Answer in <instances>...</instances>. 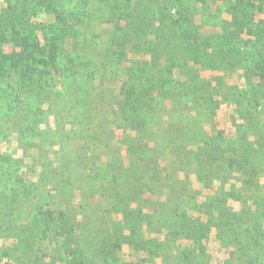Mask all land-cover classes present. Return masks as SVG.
I'll return each instance as SVG.
<instances>
[{"label":"trees","instance_id":"trees-1","mask_svg":"<svg viewBox=\"0 0 264 264\" xmlns=\"http://www.w3.org/2000/svg\"><path fill=\"white\" fill-rule=\"evenodd\" d=\"M21 1L0 0V141L12 135L21 149H0V239L11 240L0 242V255L16 264H137L121 254L173 245L180 264H214L198 261L204 227L214 230L221 217V230L252 236L241 209L207 201L193 185L213 188L232 177L243 189L257 184L255 140L243 135L235 144L219 114L227 118L231 106L256 112L264 103V0ZM231 75L243 84L230 83ZM243 123L244 134H254ZM22 173L27 185L49 186L59 197L35 212L36 229L49 236L45 247L32 226L30 238L22 235L23 220L10 224L21 201L7 182L24 181ZM124 186L129 197L121 220L108 223L114 229L99 227L102 216L82 239L80 226L96 211L84 200ZM144 191L176 192L185 203L163 217L165 203L141 198ZM155 220L162 241L142 235ZM259 224L256 215L255 232ZM222 233L214 238L222 241ZM181 239L189 247L178 249ZM83 240L96 258L84 255Z\"/></svg>","mask_w":264,"mask_h":264},{"label":"rangeland","instance_id":"rangeland-1","mask_svg":"<svg viewBox=\"0 0 264 264\" xmlns=\"http://www.w3.org/2000/svg\"><path fill=\"white\" fill-rule=\"evenodd\" d=\"M11 3H19L22 2L21 0H10ZM94 49V46H92ZM92 49V51H93ZM91 51V52H92ZM228 81L230 83H235L238 84V86H241L244 82V79L235 77V75H231L228 77ZM227 118L224 117L223 114H219L220 118L219 121L221 122V125L219 123V126L222 128H225V131L227 134H229L232 138L231 140L235 143L238 144L242 142V136L244 135L248 140L252 141L253 139L255 140V145L258 147V159H257V164L259 165V173L257 175V184L256 186H248L251 184H247V188H241L243 185V182H238L235 178H230L229 180L224 179L223 181H214V186L213 188H199L198 184L193 185V191L194 193H199L200 195L207 194L206 198L207 201H211L213 199L225 201L229 203V205L232 206L233 209L239 211L241 209V213L243 212V218L246 219L245 221L241 222L243 225L242 227H248L250 234L252 236L247 235L244 231L242 230H237L235 229V232L232 233L231 231H224L220 229L219 224L222 221V218L219 217L216 226L211 229L210 227H204L203 232L208 231L209 235L206 240L203 239V237L200 238L201 243L199 244L198 251H199V258L198 261L201 263L203 261L209 260L212 261L214 264H264V103L260 104L258 106V111L254 112V110L251 111V113L246 112L245 110L243 111H236L234 106H231L228 110ZM238 112V113H237ZM229 116L231 117L229 119ZM250 117L252 120H250ZM243 119L246 120V122L251 123L252 126H254L251 130L254 134H244L243 128L245 126V123H243ZM250 120V121H248ZM246 123V124H248ZM10 141L11 142H3L0 141V149L1 150H9L10 152L19 155L21 152L20 148H17V142L15 137L12 138V135L10 136ZM261 141V142H260ZM19 149V150H18ZM27 157H24L27 160ZM24 159V160H25ZM28 161V160H27ZM21 172H19L20 174ZM22 178L26 177V173H22ZM170 176L172 175V171L170 172ZM36 179L35 177H29V181H33ZM26 178L24 181H20L16 179L15 177H12V179L8 180L7 185L10 187L16 186L18 187L17 189L19 190L20 193V201L21 203L19 204L20 209L19 211L15 212V216L13 217L15 222H11L10 224H13V226H18L17 221L23 220L24 225H19L20 229L22 230V235L24 237H27L26 235L29 236L30 234L27 232V229L29 226L33 227V237L36 243H39L42 245V247H45L47 245V239L46 237L49 236H43L39 230L36 229L37 224L39 222L36 220V214L35 212L37 211V206L39 205V202L43 203V209L52 207L55 202L59 201V197L57 193L54 191H49L48 187L46 185H43L39 187L40 190H44L46 196H43L41 200H39V189L38 188H33L30 185H27ZM75 180H73L74 182ZM10 183V184H9ZM235 186L237 190L235 191L234 189L231 188V186ZM234 190L231 194V196H228L229 191ZM8 191V190H6ZM67 192V190H66ZM64 193V192H63ZM142 196L141 198H146L149 199L150 201H160L165 203V206L161 209H165L164 212H162L163 217H168L166 212L170 210L171 207H177L180 206L181 204H184V199L185 196L182 194H178L174 192L173 194H169L167 192L162 193V194H151L148 191H144L141 193ZM63 195V194H62ZM61 195V198H62ZM75 195V194H74ZM68 194L64 196L65 199L68 198ZM74 197V198H73ZM72 198L75 200L73 202V207L76 209H79L77 205L80 202V195L79 193L76 194V196H73ZM129 197V190L126 186L123 188H120L115 192V194H110L107 197H103L100 195H96L93 200H84V205L87 204V202H92L94 203L95 210L92 211L94 212L93 216L91 215L90 220H85V223H82L80 227L81 228V237L85 238V236L88 234L89 230L94 229V225L96 223H101L100 220L101 217H105V223L104 225L100 224V226L109 227L108 223L110 224V220H121V210L124 207L125 202L128 200ZM215 197V198H214ZM205 198V199H206ZM197 199L199 197L197 196ZM83 201V199H82ZM85 205V206H86ZM86 206V209L88 207ZM134 206V205H133ZM133 207H131L132 209ZM135 209V208H134ZM181 211H183L185 208L184 207H179ZM85 210V209H83ZM92 210L91 207L88 209V211ZM144 213H149L152 214V210L149 209L148 207L143 208ZM154 214H156L153 211ZM192 213V212H190ZM80 214V213H79ZM79 214L77 217H79ZM82 214H80L81 216ZM157 215V214H156ZM258 215L260 224L257 227L258 231H254L255 229L251 226L252 224V218L256 217ZM159 216V215H157ZM97 218V219H96ZM100 221V222H99ZM75 224V222L73 221ZM114 223V222H113ZM15 224V225H14ZM118 224V222H117ZM23 226V228H21ZM144 226V224H143ZM154 227L153 230H147L144 227L141 228L142 235L146 237L147 240H154V241H162L164 238V234L162 230L165 231L163 226H160L156 220L154 221ZM112 230L114 227H109ZM210 228V229H209ZM127 229V228H126ZM126 229L124 231H126ZM199 229V228H198ZM195 229L193 234L195 233L197 236L198 231L202 232V230ZM24 230V231H23ZM26 230V231H25ZM159 230V231H158ZM197 230V231H196ZM104 231V230H103ZM222 236L224 237L222 241H219L214 238L215 233L222 232ZM16 233V232H15ZM11 233V234H15ZM127 233V232H126ZM58 243L62 242V239L56 237ZM95 241H99L97 239V235L94 236ZM1 243L5 244H10L11 240H1ZM189 240L186 239H181L178 240L179 248L180 250L184 249L185 246L189 245ZM82 243V249L84 251V255L87 257H95V254L92 253V247L90 245H87L88 242H84V240L81 242ZM154 244V243H153ZM189 247V246H188ZM155 250V248H153ZM143 250V249H138L134 251L132 249V256L127 254L128 252L126 251L125 253L121 254V257L123 259H129L131 262L137 263V264H178L179 259L181 256L179 250L177 252V249L175 247L170 246V245H163L161 248L158 250ZM54 251H50V253H53ZM168 253L170 256H168ZM179 256V257H178ZM54 257V255H53ZM48 259L47 256L43 257V261H46ZM51 259V258H50ZM55 260L56 263L59 262V260ZM96 261V260H95ZM100 262V261H99ZM0 264H16L14 261L11 259H7L6 257H3L0 255ZM120 264H123L122 261H120ZM180 264V263H179Z\"/></svg>","mask_w":264,"mask_h":264}]
</instances>
